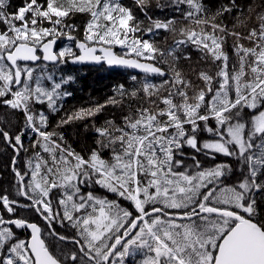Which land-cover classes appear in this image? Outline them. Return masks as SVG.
Returning <instances> with one entry per match:
<instances>
[{"label":"snow or ice","instance_id":"obj_1","mask_svg":"<svg viewBox=\"0 0 264 264\" xmlns=\"http://www.w3.org/2000/svg\"><path fill=\"white\" fill-rule=\"evenodd\" d=\"M135 3L150 27L142 28L143 22L120 0H25L10 13L9 0H0V24L4 25L0 31V109L23 114L18 132H11L0 116V138L14 153L17 195L28 201L21 203L2 194L0 205L10 214L18 208L33 210L45 222L43 231L48 236L72 246L58 258L41 238L37 223L23 217L5 220L0 214V225L30 230V240L25 241L16 237L12 227H0V264H125L126 258L136 256L139 264H264V212L257 204V193H264V15L258 16L257 27L242 36L211 22L223 12L235 9L239 13L235 0L216 12H210L203 0H157L161 10L187 5L181 16L195 25L180 28L182 38L174 39L165 51L135 34L175 33L176 18L153 20L147 13L149 0ZM77 13L90 17L82 40L73 35L79 25L69 22ZM60 37L74 41L81 54L76 55L70 46L54 50ZM228 37L234 38L231 65L223 48ZM241 40L252 46L245 47ZM97 44L108 46L100 48L102 56L95 55ZM115 45L126 47L135 58L116 55L111 47ZM189 47L214 64L220 62L214 76L200 72L205 88L198 91L171 65H167L169 72L157 66L166 65V56L178 62L177 52ZM181 55L191 59L186 52ZM68 59L103 60L147 74L138 89L129 91L118 85L103 104L97 102L61 118L57 127L95 117L109 106L121 110L119 123L113 117L99 127L93 125L96 147L84 155L66 145L62 134L47 130L43 110L33 111L34 105L46 104L54 114L62 109L57 102L71 96L62 87L63 78L57 82L51 74L44 75L48 64L36 62L55 66ZM148 76L162 80L154 84ZM162 89L167 95H159ZM144 98L153 104L158 100L165 107L152 111L143 106ZM125 109L127 114H123ZM245 109L255 113L250 120L243 118ZM29 131L35 134L31 148L40 151L26 162L29 171H21L16 158L28 151L22 138ZM200 133L210 138L198 141ZM185 146L205 152L213 161L217 154L233 158L241 178L228 183L234 171L228 163L203 167L193 155L192 164H185ZM104 152L111 158L105 159ZM92 185L129 201L131 210L106 196L83 191ZM54 189L60 192L55 209ZM65 222L76 230L74 235L55 231L54 225Z\"/></svg>","mask_w":264,"mask_h":264},{"label":"trees","instance_id":"obj_2","mask_svg":"<svg viewBox=\"0 0 264 264\" xmlns=\"http://www.w3.org/2000/svg\"><path fill=\"white\" fill-rule=\"evenodd\" d=\"M39 2L43 3L44 0H39ZM162 2L167 3L169 2V0H162ZM24 3L25 0H9L8 12L10 13L15 9H18L19 7L23 6ZM120 3L125 7L132 9L133 14L137 18V20L143 22L141 24L142 28L151 26L144 13L140 11L139 7L136 5L135 0H120ZM156 3L157 0H149V8L147 9L148 16L152 17L153 20L161 21H165L168 18L175 17L176 24L174 25V27L176 28V32L174 33L171 31L158 30L152 34H148L147 32H145L143 35L141 33H136L135 35L142 39H149L150 42H153L155 46L167 51L172 45L174 39L182 38L179 35L180 28H190L194 27L195 25L192 22L185 20L181 16V12L187 10V5H180L179 10H177L175 5L161 10L156 7ZM203 3L210 12H216L217 9H222L225 6H230L229 0H203ZM235 3L241 9L239 13L235 9H233L231 13L223 12L222 14L216 16L215 19L211 22L226 25L228 30H234L236 32H239L242 36H246L251 28L257 27L259 25L260 21L258 19V16L264 15V0H235ZM249 6H251L250 12L247 10ZM89 18L90 17L87 14L77 13L71 19V21H69L70 23L79 25L78 30L73 33V35L76 36L78 40H82L84 38V25L87 23ZM43 26L49 27L50 25L48 23H45ZM3 29L4 25L0 24V31H3ZM233 39L234 38L232 37H228L223 45L224 51L229 56V65L235 62V58L233 57L232 52ZM240 43L244 44L245 47L252 46V44L247 40H241ZM65 46L72 47L76 55L79 53L74 41H69L64 37H60L58 47ZM111 47L115 48L117 54L119 55L127 57L134 56L127 55L120 46L115 45ZM181 52L190 54L191 59H183ZM181 52H177L176 54L177 56H180L178 62L174 63L172 57L166 56V65L158 66L164 67V69L169 72L171 71V68L167 65H171L172 68H175L177 71L181 72V74L186 79L192 82L193 88L195 90L198 91L200 89H204L205 83L199 78L200 72L204 71L209 75L214 76L215 72L218 70L217 65L220 62L217 61L214 64L210 58L202 57L200 52L193 50L191 47L187 49L182 48ZM69 60L70 59H68L66 63H61L55 66L48 65V68H46L43 73L44 75L51 74L57 82H59L61 78L66 81V83L62 85V87L65 91L70 92L71 96L64 97L61 101L57 102L58 104L62 103V109L53 114L51 113V110L47 108L46 104H36L33 106V111L39 112L43 110L48 117L47 130L62 134L66 145L70 146L71 149H74L81 155H84V153L87 152L90 148L96 147L94 144V140L96 137L93 131V125L99 127L106 119H110L113 117H115L116 122L119 123V117L122 114L121 110L119 108L109 106L106 107L102 112L98 113L95 117L75 120L69 124H61L59 127H57V124L61 120V118L66 114L71 115L74 111H78L80 108L93 107L97 102L103 104L107 98L114 95V90L118 85L123 84L129 91L138 89L141 85V82L145 79L146 76L137 75L128 70H112L107 68L104 64L99 67H75L69 63ZM39 64H44V62L41 61ZM132 76H135L137 79L135 81L132 80ZM68 77H72L73 79L69 81ZM148 79H150L154 84H159L162 80L161 77L151 76H148ZM44 83L45 85H50L51 81L45 80ZM215 86L216 85L214 83L213 87ZM141 95L142 94L138 93V98H140ZM159 95H167V92L162 89ZM189 96H192L191 89L189 90ZM152 99L155 100V97H153ZM143 106L149 108L152 111H159L160 109H163L165 107L158 100H156L155 104H153L147 98L143 99ZM123 114H127L126 109L123 110ZM253 114L255 113L248 109H245L242 113L245 120H250ZM0 116H3V118L8 122L11 128V132H18L23 127L22 113L12 114L10 110L0 109ZM209 123L214 124L213 121H209ZM34 135V133H31L29 131L28 136L22 138L24 145L28 149V151L21 152L16 158V167L21 169V171H29V169L26 167V162L30 159H33L35 153L40 151L39 148H31V142L34 138ZM209 138L210 137L208 136V134L205 133H200L197 136L198 141L206 140ZM183 152V159L185 164H192L191 156L193 155L196 156V159L201 162V165L203 167H211L214 163H228L233 166L234 170L228 183H234L241 178L240 173L235 170L236 161L231 157H224L217 154L215 161H213L205 154V152L197 153L195 152V150L191 149L188 146H185L183 148ZM13 155L14 153L12 149L5 144L2 138H0V195L7 194L10 200L16 199L21 203H28V201L23 197L18 196L16 192L17 178L14 176L12 171ZM41 155H43L45 159H48L47 154L41 152ZM103 156L105 159L111 158L110 153L108 152H104ZM177 170L184 171L183 168ZM27 179L28 178L26 177V180ZM83 191H93L96 196H106L109 201H117L122 207L131 210L129 201L118 197L116 194L100 189L95 185H92L90 188L85 187ZM59 195L60 192L58 189H54L51 193L54 209L57 207V197ZM257 204L259 206V210L261 212H264V193H257ZM0 214L4 216L5 220H8L10 218L15 219L18 217H23L27 218L29 222L38 223L42 228V235L49 250L58 258L62 253H66L72 247L70 244L55 240L53 237L48 236L47 232L43 231L45 229V222L41 220L33 210L18 208L16 213L10 214L4 212L3 206L0 205ZM0 226L9 227L11 225ZM11 227L18 232V234H16V237H18L19 239H27L28 241V229H18L14 226ZM54 227L57 233L64 236L74 235L76 231L70 225H68L67 222H65L64 225L56 224L54 225ZM21 233L23 234V237H20Z\"/></svg>","mask_w":264,"mask_h":264},{"label":"water","instance_id":"obj_3","mask_svg":"<svg viewBox=\"0 0 264 264\" xmlns=\"http://www.w3.org/2000/svg\"><path fill=\"white\" fill-rule=\"evenodd\" d=\"M58 44H59V38L57 39V43H56V45H54V50H58ZM90 46H92V45H90ZM96 47H97V51H96V53H95V55H100V56H102L103 55V53L100 51V48L101 47H108V46H106V45H99V44H97V45H95ZM78 50V49H77ZM112 51L116 54V55H118V56H122V55H119V54H117V52H116V50H115V48H113L112 47ZM38 52H39V50H38ZM78 54L77 55H80L81 53H80V51L78 50ZM39 54V53H38ZM125 58H135L134 56H131V57H127V56H124ZM141 62H148V61H144V60H142ZM31 63V62H30ZM36 63H40V62H36ZM44 63H47L48 65H52L50 62H44ZM69 63L72 65V66H75V67H82V66H92V67H99V66H102L103 64L107 67V68H109V69H112V70H128V71H131V72H133V73H135V74H137V75H144V76H146L147 74H145V73H143L141 70H139V69H134V68H130V67H122V66H110V65H108L105 61H103V60H101L100 62H94V61H84V62H72V60L70 59L69 60ZM158 66V65H157ZM165 70V69H164ZM166 71V70H165ZM167 72V71H166ZM151 77H155V76H151ZM36 223V222H35ZM38 224V223H37ZM39 225V224H38ZM40 226V225H39ZM41 227V226H40ZM42 229V228H41ZM28 232H29V238H28V240H30V230H28ZM41 238L42 239H44L43 238V235L41 236ZM45 244H46V241H45ZM46 246H47V244H46ZM50 251V250H49ZM51 252V251H50Z\"/></svg>","mask_w":264,"mask_h":264},{"label":"rangeland","instance_id":"obj_4","mask_svg":"<svg viewBox=\"0 0 264 264\" xmlns=\"http://www.w3.org/2000/svg\"><path fill=\"white\" fill-rule=\"evenodd\" d=\"M117 46H119V45H117ZM120 47H121V48L124 50V52L127 54V48H126V47H122V46H120ZM62 48H64V47H59L58 50H59V49H62ZM127 55H128V54H127ZM131 55H134V54H131ZM134 56H135V55H134ZM124 208H125V207H124ZM0 227H5V226H0ZM9 227H11V226H9ZM12 231L15 233V235L18 234V232H17L16 230H14L13 228H12ZM17 236H18V235H17ZM20 237H23V234H22V233L20 234ZM22 240L27 241V239H23V238H22Z\"/></svg>","mask_w":264,"mask_h":264},{"label":"flooded vegetation","instance_id":"obj_5","mask_svg":"<svg viewBox=\"0 0 264 264\" xmlns=\"http://www.w3.org/2000/svg\"><path fill=\"white\" fill-rule=\"evenodd\" d=\"M139 256H136L135 258H126L125 264H133L135 261V264H139Z\"/></svg>","mask_w":264,"mask_h":264}]
</instances>
